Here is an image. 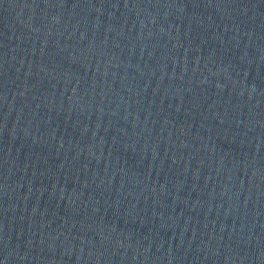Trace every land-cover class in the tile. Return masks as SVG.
<instances>
[{
  "label": "water",
  "instance_id": "95a60500",
  "mask_svg": "<svg viewBox=\"0 0 264 264\" xmlns=\"http://www.w3.org/2000/svg\"><path fill=\"white\" fill-rule=\"evenodd\" d=\"M0 264H264V0H0Z\"/></svg>",
  "mask_w": 264,
  "mask_h": 264
}]
</instances>
